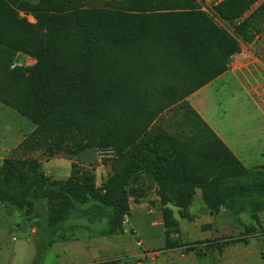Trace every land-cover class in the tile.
Returning <instances> with one entry per match:
<instances>
[{
	"label": "trees",
	"instance_id": "obj_1",
	"mask_svg": "<svg viewBox=\"0 0 264 264\" xmlns=\"http://www.w3.org/2000/svg\"><path fill=\"white\" fill-rule=\"evenodd\" d=\"M262 32L264 0H220L211 12L197 0H114L102 7L0 0V104L34 125L17 148L41 149L49 158L113 154L99 186L75 163L57 180L35 159L4 158L0 203L31 215L42 199L48 228L88 230L103 222L97 235L109 236L122 230L129 198L147 199L152 186L165 246L178 248L187 244L170 240L179 229L174 209L191 220L188 207L199 190L208 213L225 212L244 228L225 243L264 233V166L245 167L186 99L228 71L241 41L250 44ZM19 55L34 63L16 65ZM53 242L49 235L35 259ZM193 246L189 251L202 255Z\"/></svg>",
	"mask_w": 264,
	"mask_h": 264
},
{
	"label": "rangeland",
	"instance_id": "obj_2",
	"mask_svg": "<svg viewBox=\"0 0 264 264\" xmlns=\"http://www.w3.org/2000/svg\"><path fill=\"white\" fill-rule=\"evenodd\" d=\"M113 1L82 0V3L85 7H102ZM197 1L204 11L211 12L214 3L220 0ZM27 19L33 21L31 16H27ZM240 47L241 52L230 59V71L213 80L196 101L191 98L187 101L247 167H255L264 165V121L260 114L264 106V86H257L252 75L264 79V32L250 44L241 41ZM33 63L34 60L24 55H19L15 60L16 65L29 66ZM240 63L243 66L240 69H248L244 73L238 71L237 65ZM250 95L257 105L248 97ZM163 114L167 118L172 111ZM33 128L29 119L0 104V163L4 158L35 159L47 176L57 180L66 179L71 172V163H75L78 170L90 171L95 175L97 186L111 173L108 160L113 154L110 151H85L73 158L65 155L49 158L41 149L23 151L17 148ZM150 187L147 199L143 200L139 196L129 198L122 230L109 236L97 235L104 226L103 222L92 224L88 230L62 224L48 228L46 202L42 199L37 202L31 215L0 203V264H180L169 261L174 253L184 255L181 264H216L217 259L220 261L216 253L220 244L243 236L244 228L237 225L235 218L225 212L217 216L210 215L213 228L203 234L215 235L216 230H222V242L215 243L218 248L215 247L216 250L211 254L198 256L189 251L188 246L194 244L193 247L197 248L196 242L201 243L203 240H187L202 238L199 228L205 225L204 222L196 226L190 220L179 218L174 209L179 229L170 232V240L187 245L179 250L167 248L161 206L153 187ZM89 205L90 202L79 207ZM202 206L200 191L197 190L188 212L201 217ZM261 216L264 223V212ZM239 219L244 222L248 220L245 214L240 215ZM49 235L54 242L41 251L39 259H35L38 247L45 244ZM245 239L247 243L235 246L243 256L241 264H264V234L245 235ZM135 251L140 255L135 256Z\"/></svg>",
	"mask_w": 264,
	"mask_h": 264
},
{
	"label": "crops",
	"instance_id": "obj_3",
	"mask_svg": "<svg viewBox=\"0 0 264 264\" xmlns=\"http://www.w3.org/2000/svg\"><path fill=\"white\" fill-rule=\"evenodd\" d=\"M241 50H242V48H241ZM33 60V59H32ZM242 63H240V64H238L237 65V68L239 69H236V70H238L239 71V73L241 72V73H244L243 71L244 70H248L247 68H245V69H240L241 68V65ZM243 67V66H242ZM232 69H234V68H232ZM228 71H230V70H228ZM228 71H226L225 73H223L222 75H220V76H218L216 79H218V78H220L221 76H223L224 74H226V73H228ZM252 79L254 80V82H255V84H257V86H264V79H261V78H257V77H255L254 75H252ZM259 81H261V83H259ZM211 83V82H210ZM210 83H208L207 85H205V86H203L202 88H200L199 90H197L196 92H194L193 94H191L190 96H188L186 99L187 100H190V98L192 99V100H197V98L200 96V93H202V91L210 84ZM251 100H252V102L253 103H255L254 102V100H253V98L251 97V95L250 96H248ZM256 104V103H255ZM257 105V104H256ZM258 108V107H257ZM259 109V108H258ZM260 110V109H259ZM260 114H261V120H263L264 121V106H263V109L262 110H260ZM264 126V125H263ZM226 145H227V143L220 137V135L219 134H217V133H215ZM263 135H264V131H263ZM264 137V136H263ZM228 146V145H227ZM229 147V146H228ZM229 149L233 152V154L242 162V164L245 166V167H247L245 164H244V162L235 154V152L229 147ZM259 166H264V165H259ZM255 167H257V166H255ZM247 168H251V167H247ZM203 204V203H202ZM202 209H203V211H202V215H201V217H197V216H195L196 214H191V213H189L190 215H191V222L193 223V224H195L196 226H198L197 224H199V222H201V223H203V224H205V225H203V227H200L199 228V230H200V232H201V234L203 235V236H201L202 238H200V239H191V240H187V241H198V240H203L201 243H199L198 245H202L204 248L203 249H200L203 253H202V256H206V255H209V254H211L213 251H214V249H215V247H216V245H215V243L216 242H219V241H221L222 242V239H220V237L224 234V231H222V230H220V231H217L216 230V232H215V235H212V234H210V235H208V236H204V234L203 233H205V232H209L212 228H213V223L211 222V218H210V213H208V211L205 209V207H204V205L202 206ZM264 212V211H263ZM262 214V213H261ZM261 214H260V220H261V225L262 226H264V223H262V216H261ZM207 219H209V221L207 222ZM187 220H189V219H187ZM206 220V221H205ZM210 224V225H209ZM122 226H123V224H122ZM201 226V225H200ZM125 227V226H124ZM224 227V226H223ZM222 227V228H223ZM221 228V229H222ZM222 233V234H221ZM239 233H240V231H239ZM256 234H258V233H256ZM260 234V233H259ZM264 234V233H263ZM250 239H256V240H258L257 238H250ZM207 241H209V242H207ZM247 239H246V242H229V243H225L224 245H221L220 244V247L218 248V247H216V248H218V251H216V253L218 254V256H219V258H220V261L217 259V261H215L216 262V264H241L243 261H244V259H243V256H241V254H240V252L238 251V249L235 247V246H237V245H239V243H247ZM141 246V245H140ZM262 247H264V239L262 240ZM183 247H178V248H173V250H179V249H182ZM199 249V248H198ZM216 250V249H215ZM194 252V251H193ZM195 253V252H194ZM136 255H140V253L139 252H137L136 253V251H135V256ZM184 255L183 254H180L179 255V253H174L173 255H171V257L169 258L170 260V262L171 263H180L181 264V262H182V258H184L183 257ZM201 256V255H200ZM263 263H264V260H263Z\"/></svg>",
	"mask_w": 264,
	"mask_h": 264
},
{
	"label": "built area",
	"instance_id": "obj_4",
	"mask_svg": "<svg viewBox=\"0 0 264 264\" xmlns=\"http://www.w3.org/2000/svg\"><path fill=\"white\" fill-rule=\"evenodd\" d=\"M138 244L140 245V243H138ZM196 247L199 248V249H203L204 248L202 245H197Z\"/></svg>",
	"mask_w": 264,
	"mask_h": 264
}]
</instances>
